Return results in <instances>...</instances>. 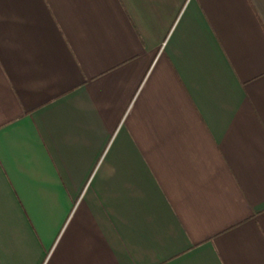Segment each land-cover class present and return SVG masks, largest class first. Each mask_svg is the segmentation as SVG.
<instances>
[{
    "label": "crops",
    "instance_id": "0c3cea01",
    "mask_svg": "<svg viewBox=\"0 0 264 264\" xmlns=\"http://www.w3.org/2000/svg\"><path fill=\"white\" fill-rule=\"evenodd\" d=\"M0 264H264V0H0Z\"/></svg>",
    "mask_w": 264,
    "mask_h": 264
}]
</instances>
